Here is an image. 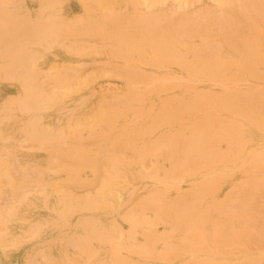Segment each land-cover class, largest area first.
I'll return each mask as SVG.
<instances>
[{
	"label": "rangeland",
	"instance_id": "obj_1",
	"mask_svg": "<svg viewBox=\"0 0 264 264\" xmlns=\"http://www.w3.org/2000/svg\"><path fill=\"white\" fill-rule=\"evenodd\" d=\"M78 1L60 0L41 12V0H25L29 9L22 7L21 0H0V212L7 220L0 223L5 228L2 235L12 237L5 244L0 240V264H109V245L92 236L85 240L88 225H73L74 221L94 216L105 222L104 228L105 219H117L128 232L121 212L131 206L138 211V202L149 198L153 190L166 194L160 195L165 199L191 191L200 180V176L183 173L174 180L164 172L156 179L141 175L140 158L130 148L125 149L126 143L150 146L157 138L182 135L210 121L211 107L195 101L199 94L212 101L228 90L245 87L244 82L231 78L230 71L220 80L208 79L189 73L179 64L163 62L147 43L139 47L135 41L133 46L117 47L107 37L104 19L103 25H98L94 22L100 18L94 14L91 23ZM114 9L120 13L121 26L124 13L137 14L141 7L132 11L120 3ZM226 54L232 56L229 51ZM128 72L146 77L132 82L138 86L139 95L131 104L123 103L131 82ZM66 79L68 83H63ZM66 106H75L68 118L63 116ZM100 110L106 112L105 118ZM110 110L120 111L121 116L109 117ZM50 115L61 119H50ZM220 116L229 117L225 112ZM244 129V147L237 156L247 161L253 157L264 165V130ZM79 156H85L86 161L78 164ZM255 156L261 159L257 161ZM165 161L170 158L165 157ZM94 162H98L96 169ZM105 181L115 184L114 197L121 194L120 209L83 208L86 199L107 190ZM12 182L30 183L29 188L16 189ZM56 183H62L61 188L77 198L63 201L55 191ZM262 187L264 190V184ZM228 190L222 187L219 199ZM251 191L250 195L242 191L241 196L249 202L247 207L258 208L245 216L249 220L241 218L234 228L244 229L241 241L252 242L248 247L256 253L264 244V193L256 195L255 187ZM78 199L85 200L78 203ZM145 215L154 220L151 210ZM103 234L98 232L100 237ZM137 238L141 243L145 240L140 232ZM79 241L86 253L75 247ZM254 242L261 245L255 248ZM87 253L95 255L89 257ZM121 253L134 264H179V259L142 257L125 249ZM45 254L49 262L43 258Z\"/></svg>",
	"mask_w": 264,
	"mask_h": 264
},
{
	"label": "bare ground",
	"instance_id": "obj_2",
	"mask_svg": "<svg viewBox=\"0 0 264 264\" xmlns=\"http://www.w3.org/2000/svg\"><path fill=\"white\" fill-rule=\"evenodd\" d=\"M21 1L22 7L29 9L25 0ZM57 2L60 0H41V12ZM120 3L132 11L141 7L137 14L124 13L121 26L120 13L114 9ZM78 4L89 14L91 23L94 14L100 18L94 23L103 25L101 19H104L107 37L117 47L133 46L137 42L143 47V43H147L163 62L179 64L189 73L208 79L220 80L225 76L224 72L230 71L231 78L244 82L245 87L228 90L212 101L206 94L198 95L195 101L211 107L209 119L215 125L210 121L195 125L182 135L157 138L150 146L131 147L126 143L125 149L130 148L140 158L137 163L141 175L156 179L164 172L172 180L181 173L200 176L191 191L177 192L174 197L162 199L160 195L166 194L153 190L149 198L138 202V211L131 206L130 210L120 213L121 219L128 223V232L117 219H105L108 222L104 228L101 227L105 222L94 216L88 219L83 216L72 224L88 225L90 232L84 231L85 240L92 236L109 245L112 252L109 264H134L122 255L123 249L142 257L179 259V264H264L261 263L264 261V244L257 242L262 248L257 249L254 240L253 246L257 245L255 248L259 251L255 253V248L251 247L252 252L249 249L252 242L250 245L241 241L244 229L234 228L235 223L254 213L253 208H258L257 205L252 209L247 207L249 202L242 198L243 193L252 192L253 187L255 194L264 193V165L254 161L253 157L247 161L237 156L244 147L245 127L264 130V0H80ZM67 9L71 11L72 7ZM227 51L232 56H228ZM139 57L145 61L142 53ZM128 74L131 82L127 86L125 104H131L139 95L138 86L132 82L146 78L143 73ZM74 109L75 106H66L63 116L68 118ZM110 111L107 112L109 117L121 116L120 111L119 114ZM223 112L228 119L220 116ZM100 114L105 118L106 112L100 110ZM60 116L50 115L49 118L60 120ZM151 157L153 163L149 165ZM165 157L170 161L165 163ZM260 159L255 156V160ZM77 160L81 164L86 158L79 156ZM96 166L98 162L92 164L94 169ZM29 183L12 182L16 189L28 187ZM103 184L107 187L105 192L98 197L78 199V203L85 200L82 207L86 209L119 210L122 196L119 193L113 196V191L117 190H113L115 184L111 181ZM61 186L62 183L54 185L63 201L77 198L75 193H69ZM222 187L229 190L219 199ZM146 210L153 212L154 220L146 218ZM0 215V222L7 221L3 213ZM2 226L0 223V240L5 244L12 237L2 235L5 232ZM98 232L104 233L102 237ZM138 232L145 238L142 243L137 238ZM254 232L253 236H256ZM82 243L79 241L75 247H81L80 252L86 253ZM90 255L95 254L87 253ZM43 258L50 260L46 254Z\"/></svg>",
	"mask_w": 264,
	"mask_h": 264
}]
</instances>
